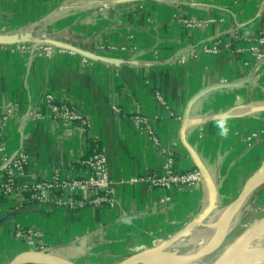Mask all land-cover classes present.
Returning a JSON list of instances; mask_svg holds the SVG:
<instances>
[{"label":"crops","instance_id":"obj_1","mask_svg":"<svg viewBox=\"0 0 264 264\" xmlns=\"http://www.w3.org/2000/svg\"><path fill=\"white\" fill-rule=\"evenodd\" d=\"M79 1L88 7H75ZM98 1L0 0V37L7 39L0 43V147L10 154L26 151L33 180L54 168L75 176L84 171L86 158L103 151L118 199L112 211L71 212L20 205L21 199L0 195V264L27 251L13 236L16 224L40 231L55 257L23 264H110L166 243L173 248L191 234L193 224L225 210L245 182L264 169V61L245 67L250 60L245 38L253 40L264 29V0H113L110 9L93 4ZM175 13L224 21L191 32L174 20ZM235 31L242 41L233 39ZM29 35L93 54L103 42L127 50L97 55L110 61L89 58L87 65L78 53L41 59L10 49ZM215 43L217 55L203 51ZM182 57L185 64L179 63ZM48 93L90 117L91 131L83 135L75 125L50 118ZM11 108L13 116L1 128V117ZM35 112L44 117L31 116ZM135 114L154 120L163 144L176 150L179 171L202 173L198 188L179 192L121 184L162 168L159 148L135 128ZM219 115L230 118L226 138L214 127ZM252 132L260 133V140L249 148L245 140ZM2 175L0 159V180Z\"/></svg>","mask_w":264,"mask_h":264},{"label":"built area","instance_id":"obj_2","mask_svg":"<svg viewBox=\"0 0 264 264\" xmlns=\"http://www.w3.org/2000/svg\"><path fill=\"white\" fill-rule=\"evenodd\" d=\"M97 4L110 9L113 0H102L98 1ZM140 9H142V5ZM173 18L179 25L191 32L209 29L213 25L224 21V19L215 17H188L180 13H175ZM233 34V39L242 41L239 31H235ZM246 41L248 43L245 51H248L250 60L245 63V67L255 62H263L264 29L253 40L245 38ZM10 46L12 47V45ZM230 46L231 44L227 45V47ZM10 49L16 54H36L41 59H52L60 54L77 55L74 50L58 47L35 38L17 43L15 48ZM126 50L127 47L125 46L103 42L97 46L95 55H113ZM132 50L137 51V47L134 46ZM203 51L206 54L217 55L219 43H215L212 47H205ZM186 62V57H182L179 61L181 64ZM83 63L91 65L92 61L87 57H83ZM155 96L161 105L169 110L168 103L163 95L157 92ZM45 103L50 118L75 125L80 134L85 135L93 128V122L90 117L86 116L75 105L66 101H57L53 93L45 95ZM113 112L119 114L120 109L114 106ZM169 115L175 119L182 120L181 117H176L173 112ZM12 116L13 108L8 109L5 115L1 117V128L7 125ZM31 116L39 119L44 117L40 112L31 113ZM132 120L137 130L148 135L151 145L154 148H159L163 163L159 173H146L139 177H132L127 182L121 181V184H145L150 188L179 192L198 188L203 180L202 173L197 170L179 171L176 168L178 163L176 150L163 144L153 125L154 120L144 114H135L132 116ZM259 140L260 133L252 132L245 142L249 148H252ZM0 157L3 171L2 179L0 180V195L6 199L17 197L21 199L20 205L24 202H32L36 205H50L54 208L71 212H82L87 209L112 211L118 206V199L115 194L116 182L111 178L108 157L103 151H94L91 156L86 158L83 161L84 171L75 176L65 175L61 169L54 168L49 176H42L34 180L29 178L31 158L26 151L20 150L15 154H10L4 146H1ZM13 236L16 241L24 243L27 250L26 253L48 254V250H46L43 243V234L40 231L24 228L21 224H16Z\"/></svg>","mask_w":264,"mask_h":264},{"label":"bare ground","instance_id":"obj_3","mask_svg":"<svg viewBox=\"0 0 264 264\" xmlns=\"http://www.w3.org/2000/svg\"><path fill=\"white\" fill-rule=\"evenodd\" d=\"M261 185V181L254 183L248 190L247 195H251L254 191H256ZM227 208L218 213H214L211 217L205 222V224H199V222L195 224H191L189 231H191L192 239L198 243V251L192 253L187 257H179L176 253L171 255V257L164 260L163 256L157 253H151L149 255H141L137 258L144 264H188L189 262L198 260L201 257L207 255L217 244L218 237L221 234L222 228L229 222L227 218L228 212ZM263 221V220H262ZM258 223L252 232L249 234V237L242 241L244 236L238 241V245L235 249V257L228 256L229 253L223 252L221 256L218 258H213L211 261H208L206 264H249L251 259L256 256L263 254L264 255V221ZM260 225V226H259ZM190 226V225H189ZM198 226L204 228L203 230H199ZM259 226V227H258ZM258 227V228H257ZM247 249V251L245 250ZM220 253V252H219ZM220 255V254H218ZM178 256V257H177ZM51 259H55L52 256L46 257L38 254H34L32 256H25L19 259L16 264H23L26 261L32 262H43L49 261ZM61 259V258H57ZM55 262V260H53ZM188 261V262H186ZM205 261V260H204ZM225 261V263H224ZM264 261V257H263ZM58 263L68 264L64 261H57ZM186 262V263H185ZM72 264V263H71Z\"/></svg>","mask_w":264,"mask_h":264},{"label":"water","instance_id":"obj_4","mask_svg":"<svg viewBox=\"0 0 264 264\" xmlns=\"http://www.w3.org/2000/svg\"><path fill=\"white\" fill-rule=\"evenodd\" d=\"M36 36H32V35H29V37H27L25 40L23 41H26V40H31L33 38H35ZM39 40L41 41H46L50 44H53V45H56L58 47H62V48H65V49H68V50H74L76 51L78 54H81L83 55L84 57H87V58H90V59H94V60H102V61H110L109 58H105V57H100V56H97L93 53H87V52H84V51H81L71 45H68V44H64V43H61L59 41H56L54 40L53 38H50V37H47V36H44V37H40ZM0 43L4 44V43H7V39L3 38V37H0ZM259 181H264V169L258 171L257 173H255L252 177H250L246 182L245 184L243 185L242 189L239 191L237 197L230 203V205L227 207V212H228V215H227V218L230 217L229 222L225 225L224 228H222L221 230V234L219 235L218 237V242L216 244V246L205 256L201 257L200 259H205L207 258L208 256L212 255V254H215V253H218L219 251H221L223 249V244L229 234V232L232 230L233 228V225H234V221H235V218L237 216V213L239 212V209H240V206H241V203L243 202V200L246 198L247 196V192L249 190V188L256 182H259ZM211 216V215H210ZM208 216V217H210ZM207 218V217H206ZM206 218L202 219V220H205ZM202 220L199 222V224L202 225ZM261 221L258 220L257 222L247 226L242 232H240L235 238L234 240L229 244V245H225L224 247L228 246V251L229 253H232L235 249V247L237 246V242L240 241V239L244 236V238L242 239L245 240L246 238L249 237V234L252 232V230L255 228V226L257 225V223ZM205 222V221H204ZM166 249H168V245L167 243L166 244H163L162 246H158L157 248H153V249H148V250H145L143 252H140V253H137V254H134V255H131L129 257H125L124 259H121L119 261H115L114 263H110V264H144L142 263L141 261H139L137 258H139V256L141 255H149L151 253H157V254H161L165 257H171V255L175 254L173 252H166ZM42 255V256H46V257H51L52 255L50 254H47V253H24L22 256L18 257L17 259H15L14 261H12L10 264H16L19 259H21L22 257H25V256H32V255ZM199 259V260H200ZM232 264H236L235 262L232 263Z\"/></svg>","mask_w":264,"mask_h":264},{"label":"rangeland","instance_id":"obj_5","mask_svg":"<svg viewBox=\"0 0 264 264\" xmlns=\"http://www.w3.org/2000/svg\"><path fill=\"white\" fill-rule=\"evenodd\" d=\"M94 3H96V5H98L97 2H93V4ZM87 4H88L87 1H79V3H76L75 7H79V8L80 7H83V8L88 7ZM68 11L72 12V10H68ZM239 210H240V213L238 214V216L236 218L237 220L234 222L233 228L229 232V234H228V236H227V238L223 244V249L221 251H219L220 253L218 252V253L212 254L205 259L204 258L200 259V260L198 259V260L192 261V263L189 262L188 264H206L208 261H211L213 258H215V257L218 258V256H221L223 252L227 251V253H229L228 248H227L228 246L224 247L225 245H229L234 240V238L240 232H242L247 226L257 222L260 219H261V221L262 220L264 221V185L262 187L258 188L257 191L254 193V195L248 201H246L245 204ZM261 221H259L258 223H260ZM202 224H205V222H203ZM198 228H199V230L204 229L200 226H198ZM190 235H192V234L187 233V235L185 237H183L182 239H179V243H177L175 245V247L166 249V252L168 251V252L176 253L179 257H187V256L191 255L192 253L197 252L198 251V243L196 241H194ZM237 245H238V243H237ZM236 247H235V249H236ZM235 249L232 253L228 254V256H233L232 259L235 257ZM245 250L247 251V249H245ZM218 254H220V255H218ZM263 257H264L263 254H260V255L258 254L251 259L249 264H264ZM163 258L165 260L169 257L163 256ZM186 262H188V261H186ZM224 263H225V261H224ZM222 264H223V262H222Z\"/></svg>","mask_w":264,"mask_h":264},{"label":"clouds","instance_id":"obj_6","mask_svg":"<svg viewBox=\"0 0 264 264\" xmlns=\"http://www.w3.org/2000/svg\"><path fill=\"white\" fill-rule=\"evenodd\" d=\"M230 118L228 115H219L214 122L219 137L226 138L230 134Z\"/></svg>","mask_w":264,"mask_h":264}]
</instances>
